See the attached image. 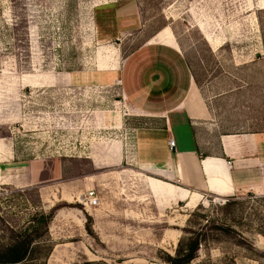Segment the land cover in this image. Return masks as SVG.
Masks as SVG:
<instances>
[{
  "label": "rangeland",
  "instance_id": "rangeland-1",
  "mask_svg": "<svg viewBox=\"0 0 264 264\" xmlns=\"http://www.w3.org/2000/svg\"><path fill=\"white\" fill-rule=\"evenodd\" d=\"M181 54L213 109L203 155L264 131V0H0V250L30 235L29 264H169L186 235L206 240L189 264H264V195L184 199L132 161L123 72L138 96L157 71L181 82Z\"/></svg>",
  "mask_w": 264,
  "mask_h": 264
},
{
  "label": "crops",
  "instance_id": "crops-1",
  "mask_svg": "<svg viewBox=\"0 0 264 264\" xmlns=\"http://www.w3.org/2000/svg\"><path fill=\"white\" fill-rule=\"evenodd\" d=\"M159 45L163 50L175 51L173 44ZM181 58V82L157 71L158 76L143 87L140 84L143 91L138 96L132 93L123 72L121 103L129 113L123 116L121 127L125 136L130 135L134 165L161 178L177 179L187 188L154 177L149 182L157 189L169 188L172 193L179 190L184 199L190 193L199 195L197 192L219 197L247 191L264 195V131L220 135V152L203 155L200 130L203 126L212 129L213 109L193 72L189 67L185 71L183 55ZM170 138L176 139L173 148Z\"/></svg>",
  "mask_w": 264,
  "mask_h": 264
},
{
  "label": "trees",
  "instance_id": "trees-1",
  "mask_svg": "<svg viewBox=\"0 0 264 264\" xmlns=\"http://www.w3.org/2000/svg\"><path fill=\"white\" fill-rule=\"evenodd\" d=\"M196 78V77H195ZM197 80V79H196ZM198 82V81H197ZM198 215V212L194 210L191 214L193 216ZM46 223H49L53 217L52 215L43 216ZM189 219V222L191 221ZM185 232H190V228L185 227ZM40 234H36V236ZM33 236L27 235L25 238H19L13 244L0 250V264H29L33 260L32 254L34 252ZM203 237L183 236L178 243L175 254L169 256V264H189L195 260L198 256L200 247L205 242Z\"/></svg>",
  "mask_w": 264,
  "mask_h": 264
},
{
  "label": "built area",
  "instance_id": "built-area-1",
  "mask_svg": "<svg viewBox=\"0 0 264 264\" xmlns=\"http://www.w3.org/2000/svg\"><path fill=\"white\" fill-rule=\"evenodd\" d=\"M169 145L171 146V148L175 147L176 139L170 138ZM84 202L86 205L90 207H97L101 204V198L96 190L90 189L87 191L86 195L84 196Z\"/></svg>",
  "mask_w": 264,
  "mask_h": 264
}]
</instances>
